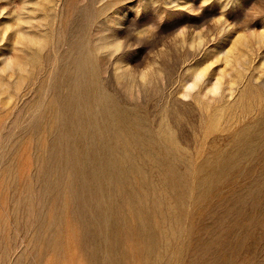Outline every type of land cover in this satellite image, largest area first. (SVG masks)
I'll return each instance as SVG.
<instances>
[{
    "label": "rangeland",
    "instance_id": "1",
    "mask_svg": "<svg viewBox=\"0 0 264 264\" xmlns=\"http://www.w3.org/2000/svg\"><path fill=\"white\" fill-rule=\"evenodd\" d=\"M263 112L264 0H0V178L12 179L0 186V264L99 262L67 194L54 220L43 211L51 232L37 236L34 216L41 189L74 187L101 156L103 184L160 189L176 220L154 218L163 238L150 254L126 208L108 262L264 264Z\"/></svg>",
    "mask_w": 264,
    "mask_h": 264
},
{
    "label": "water",
    "instance_id": "2",
    "mask_svg": "<svg viewBox=\"0 0 264 264\" xmlns=\"http://www.w3.org/2000/svg\"><path fill=\"white\" fill-rule=\"evenodd\" d=\"M87 158L91 161L90 157ZM98 162L97 168L85 170V176L74 187L41 189V207L34 216L37 236L40 237L44 230L51 232L50 227L45 226L42 216L45 207L48 205L54 207L55 213L52 218L54 220L62 209L60 202L64 194H67L70 199V210L84 230V244L90 254H97L99 262L95 264H112L111 260L108 262L107 253L113 246L116 247L113 236L118 232L116 225L123 224L127 218L126 208L130 210L134 221V236L143 244V250L151 254L157 241L160 242L163 238V235L159 236L160 221L156 223L154 218L169 219L176 223V220L164 211L166 199L163 193H155L160 189L148 186L136 188L133 185L115 187L103 184L102 156ZM80 166L76 165L81 171ZM150 264H157L154 257L150 258Z\"/></svg>",
    "mask_w": 264,
    "mask_h": 264
},
{
    "label": "bare ground",
    "instance_id": "3",
    "mask_svg": "<svg viewBox=\"0 0 264 264\" xmlns=\"http://www.w3.org/2000/svg\"><path fill=\"white\" fill-rule=\"evenodd\" d=\"M71 5H72V4H71ZM73 6H74V5H73ZM86 6H87V5H86ZM76 8H77V7H76ZM67 9H68V8H67ZM87 9H88V8H87ZM83 11H84V10H83ZM74 13H75V12H74ZM89 17H90V16H89ZM84 19H85V18H84ZM68 22H69V21H68ZM60 23H61V22H60ZM78 28H79V27H78ZM77 30H78V29H77ZM73 31H74V30H73ZM73 31H72V33H73ZM68 34H69V33H68ZM70 35H71V34H70ZM84 36H85V35H84ZM67 37H68V36H67ZM81 37H82V36H81ZM69 38H70V37H69ZM82 38H83V37H82ZM62 39H63V38H62ZM74 39H75V38H74ZM77 39H78L77 41H79L78 36H77ZM80 40H82V39H80ZM84 40H85V39H84ZM64 41H65V40H64ZM73 41H74V40H73ZM77 41H75V43H76ZM70 42H71V41H70ZM79 42H80V41H79ZM83 42H84V41H83ZM80 43H81V42H80ZM70 44H71V43H70ZM72 45H73V44H72ZM67 47H68V46H67ZM70 47H72V46H70ZM73 47H74V46H73ZM65 48H66V47H65ZM75 48H76V46H75L73 49H75ZM75 50H76V49H75ZM71 51H72V50H71ZM75 52H76V51H75ZM79 53H80V52H79ZM65 54H66V53H65ZM76 54H77V53H76ZM43 55H44V54H43ZM74 55H75V54L73 53L72 56H74ZM72 56H71V57H72ZM79 56H80V55H79ZM79 56H78V57H79ZM84 56L86 57V55H84ZM45 57H46V56H45ZM71 57H70V58H71ZM80 57H81V56H80ZM80 57H79V58H80ZM79 58H78V60H79ZM76 59H77V58H76ZM83 59L85 60V58H83ZM63 60H64V59H63ZM69 60H71V62H72V59H68V62H70ZM78 60H77V61H78ZM77 61H76V62H77ZM86 61H87V59H86ZM86 61H85V62H86ZM79 62H80V61H79ZM83 62H84V61H83ZM85 62H84L83 64H85ZM72 63H73V62H72ZM74 63H75V62H74ZM81 63H82V62H81ZM89 63H90V62H89ZM89 63H88V64H89ZM88 64H86V66L89 67ZM81 65H82V64H81ZM53 66H54V65H53ZM60 66H61V65H60ZM90 66H91V65H90ZM54 67H55V66H54ZM84 67H85V66H84ZM84 67H83L82 69H84ZM71 68H72V67H70V70H71ZM75 68L77 69V65L75 66ZM78 68H79V67H78ZM88 69L90 70V67H89ZM88 69H86V70L89 72ZM52 70H53V69H52ZM58 70H59V69H58ZM66 70H68V69H66ZM72 70H73V69H72ZM94 70H95V69H94V67H93V68H92V72H93ZM95 71H96V70H95ZM95 71H94V72H95ZM55 72H56V71H55ZM65 72H66V71H65ZM84 72H85V70H84ZM84 72H82V73H84ZM88 72L84 73V75H86ZM42 73H43V72H42ZM49 73H50V72H49ZM62 73H63V72H62ZM76 73H77V71H76ZM90 73H91V72H90ZM91 74H92V73H91ZM51 75H52V74H51ZM67 75H68V74H67ZM67 75H66V76H67ZM92 75H93V74H92ZM63 76H64V75H63ZM74 76H75V75H74ZM89 76H90V75H89ZM93 76H94V75H93ZM47 77H48V76H47ZM67 77H68V76H67ZM79 77H80V76H79ZM85 77H88V76L86 75ZM85 77H84V78H85ZM90 77H92V76H90ZM40 78H41V77H40ZM63 78H65V77H63ZM69 78H70V77H69ZM92 78H94V77H92ZM65 79H66V78H65ZM87 79H88V78H87ZM87 79H85V80H87ZM46 80H47V79H46ZM77 80L80 81L79 78H77ZM48 81H49V80H48ZM60 81H61V80H60ZM62 81H63V80H62ZM66 81H67V84H68V83H69L68 80H65V83H66ZM70 81H71V80H70ZM41 82L44 83V81H40V83H41ZM63 82H64V81H63ZM63 82H62V83H63ZM73 82H74V81H73ZM90 82H91V81H90ZM59 83H60V82H59ZM78 83H79V82H78ZM247 83H248V82H247ZM55 84H57V83H55ZM83 84L85 85V83H83ZM87 84H88V82H87ZM91 84H92V83H91ZM63 85H64V84H63ZM72 85H73V83H72ZM72 85H71V86H72ZM74 85H75V82H74ZM76 85H77V84H76ZM76 85H75V86H76ZM79 85H80V83H79ZM50 86H51V84H50ZM68 86H69V85H68ZM77 86H78V85H77ZM81 86H83V85H81ZM81 86H80V87H81ZM43 87H45V86L43 85ZM66 87H67V86H66ZM73 87H74V86H73ZM73 87H72V89L74 90ZM83 87H84V86H83ZM83 87H82V88H83ZM87 87L89 88L90 86H87ZM46 88H47V87H46ZM52 88H53V87H52ZM68 88H69V87H68ZM70 88H71V87H70ZM82 88H81V89H82ZM91 88H93V87L91 86ZM96 88H97V87H96ZM47 89H48V88H47ZM72 89H69V90H72ZM78 89H79V86H78ZM84 89H85V88H84ZM65 90H66V89H65ZM85 90H86V89H85ZM43 91H44V90H43ZM46 91H47V90H46ZM51 91H52V90H51ZM56 91H57V90H56ZM58 91H59V90H58ZM75 91H76V89H75ZM79 91H80V89H79L78 91H76V92H79ZM81 91H82V90H81ZM83 91H84V90H83ZM83 91H82V92H83ZM87 91H88V90H87ZM90 91H93V89L90 90ZM90 91H89V92H90ZM94 91H95V90H94ZM96 91H97V89H96ZM64 92H65V91H64ZM36 93H37V92H36ZM57 93H58V92H57ZM57 93H56V94H57ZM69 93H70V95H71V92H69ZM93 93H94V92H93ZM76 94H77V93H76ZM79 94H82V93L79 92L78 95H79ZM87 94H88V92L86 93V95H87ZM35 95H36V94H35ZM78 95H77V96H78ZM82 95H83V94H82ZM51 96H53V95H51ZM73 96H74V94H73ZM77 96H75V97H77ZM84 96H85V95H83V97H84ZM94 96H95V94H94ZM53 97H54V96H53ZM102 97H103V96H102ZM54 98H55V97H54ZM56 98H57V97H56ZM56 98H55V99H56ZM64 98H65V97H64ZM66 98H71V97H69V94H68V96H67ZM79 98H82V97H79ZM87 98H88V97H87ZM89 98H90V97H89ZM94 98H95V97H94ZM32 99H33V98H32ZM38 99H39V98H38ZM60 99H61V98H60ZM73 99H74V98H73ZM75 99H77V98H75ZM50 100H51V99H50ZM57 100H59V98H57ZM79 100H80V99H79ZM66 101H67V100H66ZM72 101H73V103L75 102L74 100H72ZM251 101H252V99H251ZM30 102H31V101H30ZM51 102H52V100H51ZM51 102L49 101L50 105H52ZM53 102H54L55 104H57V101L55 102V101L53 100ZM64 102H65V101H64ZM67 102H68V101H67ZM69 102H71V100H70ZM76 102H77V101H76ZM42 103H43V102H42ZM47 103H48V102H47ZM54 103H53V106L56 107L58 104H57V105H54ZM61 103H62V102H61V100H60V103H59V104H61ZM84 103L86 104V102H83V104H84ZM242 103H243V102H242ZM79 104H80V103H79ZM35 105H36V104H35ZM48 105H49V104H46L47 107H48ZM75 105H76V103H75ZM86 105H87V104H86ZM36 106H37V105H36ZM46 106H45V107H46ZM67 106H68V104H67ZM70 106H71V105H70ZM72 106H73V105H72ZM72 106H71V108H73ZM80 106L85 107L84 105H80ZM93 106H94V105H93ZM97 106H98V105H97ZM239 106H240V105H239ZM258 106H259V105H258ZM30 107H31V106H30ZM51 107H52V106H51ZM68 107H69V106H68ZM75 107H79V106L77 105V106H75ZM89 107H90V106H89ZM94 107H95V106H94ZM34 108H35V107H34ZM36 108H38V107H36ZM40 108H41V107H40ZM40 108H38V109H40ZM59 108H60V106H59ZM61 108H62V107H61ZM64 108H66V107H64ZM96 108H97V107H96ZM110 108H111V107H110ZM112 108H113V107H112ZM38 109H37V110H38ZM67 109H68V108H67ZM76 109H77V108H76ZM78 109H79V108H78ZM92 109H93V107H92ZM116 109H117V108H116ZM31 110H33V109H31ZM65 110H66V109H65ZM69 110H70V109H69ZM73 110H74V108H73ZM26 111H27V110H26ZM41 111H43V109H42ZM46 111H47V109H46ZM48 111L50 112L51 109L48 110ZM55 111H56V110H55ZM57 111H58V110H57ZM59 111H63V110H59ZM80 111H81V109H80ZM87 111H88V108H87ZM101 111H102V110H101ZM105 111H106V110H105ZM28 112H29V113H32V112H30V111H28ZM33 112H34V111H33ZM35 112H36V111H35ZM64 112H65V111H64ZM64 112H63V113H64ZM73 112H74V111H73ZM73 112H72V113H73ZM75 112H76V111H75ZM82 112H83V111H82ZM84 112H85V110H84ZM94 112H95V111H94ZM231 112H232V111H231ZM50 113H52V112H50ZM60 113H61V112H60ZM60 113H59V114H60ZM72 113H71V114H72ZM113 113H114V112H113ZM259 113H260V112H259ZM41 114H42L43 117H44L45 114H46V112L44 111V113L42 112ZM47 114H48V115H46V116H47L46 119H47V118L50 119V118L48 117V116H49V113H48V112H47ZM52 114H55V112L52 113ZM52 114H50V115L52 116ZM56 114H57V113H56ZM66 114H67V112H66ZM66 114H65V116H66ZM79 114H81V113H79ZM97 114H98V113H97ZM263 114H264V112H263ZM61 115H63V114L61 113ZM61 115H60V117L62 118ZM67 115H68V114H67ZM69 115H70V113H69ZM107 115H108V114H107ZM109 115H111V114H109ZM253 115H254V114H253ZM28 116H29V114H28ZM33 116H34V115H33ZM37 116H38V115H37ZM39 116H41V115H39ZM55 116H56V115H55ZM55 116H54V117H55ZM74 116H78V115H74ZM79 116H80V115H79ZM82 116H83V115H82ZM82 116H80L81 119H82ZM93 116H94V114H93ZM111 116H112V115H111ZM66 117H67V116H66ZM68 117H71V116H68ZM28 118H29V117H28ZM40 118H42V117H40ZM40 118H39V121H37V122H40ZM73 118H74V117H73ZM86 118H88V117H86ZM119 118H120V117H119ZM122 118H123V117H122ZM255 118H256V117H255ZM259 118H260V117H259ZM262 118L264 119V117H262ZM43 119H45V117H44ZM51 119L53 120L54 118L52 117ZM51 119H50V120H51ZM55 119H56V118H55ZM55 119H54V122H55ZM75 119H76V118H75ZM79 119H80V118H79ZM88 119H89V118H88ZM103 119H104V118H103ZM263 119H262V120H263ZM29 120H30V119H29ZM37 120H38V119H37ZM64 120H66V119H64ZM64 120H63V121H64ZM70 120H71V119L69 118V122H70ZM76 120H77V119H76ZM85 120H86V119H85ZM90 120H91V119H90ZM94 120H95V119H94ZM94 120H93V121H94ZM117 120H118V119H117ZM234 120H235V119H234ZM31 121H32V120H31ZM46 121H47V120H46ZM48 121H49V120H48ZM48 121H47V123H48ZM66 121L68 122V119H67ZM78 121H79V120H78ZM86 121H87V120H86ZM100 121H101V120H100ZM121 121H122V120H121ZM124 121H125V120H124ZM251 121H252V120H251ZM24 122H25V121H24ZM26 122H27V121H26ZM50 122H52V121H50ZM67 122H66V123H67ZM69 122H68V123H69ZM80 122H82V120H80ZM80 122H79V123H80ZM83 122H85V121H83ZM94 122H95V121H94ZM94 122H93V123H94ZM104 122H105V121H104ZM40 123H41V122H40ZM42 123H45V121L42 122ZM42 123H41V125L39 124L38 127H39V126L41 127V126H42ZM47 123H45V124H47ZM71 123H72V125H71ZM71 123H69L70 126H73V121H72ZM79 123H78V124H79ZM85 123H86V122H85ZM128 123H129V122H128ZM37 124H38V123H37ZM37 124H36V125H37ZM50 124H51V123H50ZM53 124H54V123H52V125H53ZM63 124H64V122H63ZM75 124H76V123H74V125H75ZM245 124H246V123H245ZM255 124H256V123H255ZM257 124H259V122H258ZM261 124H262V123H261ZM33 125H34V124H33ZM33 125H32V126H33ZM36 125H34V126L36 127ZM80 125H81V127L83 126L82 124H80ZM95 125H96V124H95ZM100 125H101V124H100ZM25 126H26V125H25ZM47 126H48V124H47ZM53 126H54V125H53ZM53 126L50 125V127H52V128H53ZM66 126H67V125H66ZM70 126H69V127H70ZM92 126H93V125H92ZM115 126H116V125H115ZM257 126H258V125H257ZM260 126H261V125H260ZM263 126H264V122H263ZM40 127H39V129H41ZM43 127L45 128V125H43ZM50 127L48 126L49 131H51V130H50ZM63 127H65V124H64ZM74 127H76V125H75ZM78 127H79V126H78ZM83 127H84V126H83ZM97 127H98V126H97ZM102 127H105V126H102ZM107 127H109V126H107ZM117 127H118V126H117ZM261 127H262V126H261ZM28 128H29V127H28ZM44 128H43V129H44ZM52 128H51V129H52ZM67 128H68V127H67ZM76 128H77V127H76ZM92 128H93V127H92ZM249 128H253L252 125H251ZM39 129H38V130H39ZM46 129H47V128H46ZM46 129H45V130H46ZM54 129H55V127H54ZM57 129H58V128H57ZM57 129H56V130H57ZM71 129H72V128H71ZM77 129H78V128H77ZM84 129H85V128H84ZM99 129H100V128H99ZM30 130H33V127H31ZM38 130H37V131H38ZM47 130H48V129H47ZM63 130H64V129H63ZM67 130H69V129H67ZM73 130H74V129L69 130V131L72 132ZM97 130H98V129H97ZM105 130H106V129H105ZM241 130H242V129H241ZM248 130H249V129H248ZM254 130H256V131L259 130V127H258L257 129L255 128ZM262 130H263V129H262ZM28 131H29V130H28ZM33 131H36V129L33 130ZM33 131H32V134H31V132H30L31 136L33 135ZM37 131H36V132H37ZM39 131H40V130H39ZM39 131H38V133H39ZM43 131H44V130H43ZM43 131L41 130V132H40L39 134L41 135L42 133H44L43 135H45V132H43ZM54 131H55V130H54ZM60 131H62V130H60ZM69 131H68V132H69ZM131 131H132V130H131ZM256 131H255V132H256ZM260 131H261V130H260ZM58 132H59V131H58ZM93 132H94V131H93ZM99 132H100V131H99ZM99 132H98V133H99ZM102 132H103V131H102ZM248 132H249V131H248ZM252 132H253V129H252ZM252 132H251V130H250V133H252ZM27 133H28V132H27ZM34 133H35V132H34ZM51 133H52V132H51ZM53 133H54V132H53ZM56 133H57V132H56ZM69 133H70V132H69ZM69 133H68V135H69ZM85 133H86V132H85ZM96 133H97V132H96ZM127 133H128V132H127ZM140 133H141V132H140ZM258 133H259V131H258L256 134H258ZM261 133H262V132H261ZM261 133H260V135H261V137L263 138V135H262L263 133H262V134H261ZM11 134H12V132H11ZM47 134H48V133H47ZM47 134H46V135H47ZM49 134H50V133H49ZM65 134H67V131L65 132ZM73 134H74V132L72 133V135H73ZM75 134H76V133H75ZM247 134H248V133H246V135H247ZM34 135H35V134H34ZM46 135H45V136H46ZM60 135H61V134H60ZM60 135H58V133H57V136L61 137ZM68 135H67V136H68ZM93 135H94V133H93ZM135 135H136V134H135ZM252 135L255 136V134H252ZM252 135H251V136H252ZM17 136H18V135H17ZM38 136H39V135H38ZM67 136H66V137H67ZM69 136H71V133H70ZM82 136H83V135H82ZM99 136H100V135H99ZM257 136H259V135H257ZM257 136H256V137H257ZM10 137H11V136H10ZM34 137H35V136H34ZM34 137H33V138H34ZM43 137H44V136H43ZM71 137H72V136H71ZM71 137H68V138H71ZM83 137H85V136H83ZM245 137H246V136H245ZM256 137L253 138V139L256 140ZM259 137H260V136H259ZM19 138H20V137H19ZM27 138H28V137H27ZM30 138H31V137H30ZM30 138H29V139H30ZM41 138H42V137H41ZM50 138H51V137H50ZM54 138H55V137H54ZM61 138H63V137H61ZM61 138H60V139H61ZM72 138H73V137H72ZM74 138H75V137H74ZM81 138H82V137H81ZM86 138H87V137H86ZM91 138H92V137H91ZM113 138H114V137H113ZM137 138H139V137H137ZM248 138H250L249 135H248ZM248 138H246V139H248ZM257 138H258V137H257ZM262 138H261V139H262ZM31 139H32V138H31ZM34 139H35V138H34ZM34 139H33V140H34ZM60 139H59V140H60ZM77 139H78V138H77ZM87 139H88V138H87ZM258 139H259V138H258ZM258 139H257V142H260V141H258ZM38 140H39V139H38ZM56 140H57V139H56ZM93 140H94V139H93ZM95 140H96V139H95ZM99 140H101V139H99ZM248 140H249V139H248ZM262 140H263V139H262ZM24 141H25V140H24ZM54 141H55V140H54ZM65 141H66V140H65ZM73 141H74V140H73ZM84 141H85V140H84ZM120 141H121V140H120ZM135 141H136V140H135ZM245 141H247V140H245ZM251 141H252V139H251ZM32 142H33V141H32ZM59 142H60V141H59ZM86 142H87V140H86ZM149 142H150V141H149ZM253 142H254V144L257 143V142L255 143V141H253ZM56 143H57V142H56ZM64 143H66V142H64ZM68 143H69V142H68ZM94 143H95V142H94ZM105 143H106V142H105ZM235 143H236V142H235ZM260 143H261V142H260ZM260 143H259V144H260ZM36 144H37V143H36ZM36 144H35V145H36ZM74 144H75V143H74ZM87 144H88V143H87ZM92 144H93V143H92ZM106 144H107V143H106ZM152 144H153V142H152ZM250 144H251V143H250ZM254 144H253V145H254ZM43 145H44V144H43ZM47 145H48V144H47ZM80 145H81V144H80ZM136 145H137V144H136ZM251 145H252V144H251ZM251 145H250V147H251ZM257 145H258V143H257ZM0 146H1V145H0ZM9 146H10V145H9ZM37 146H38V145H37ZM49 146H51V145H49ZM49 146H48V147H49ZM58 146H59V145H58ZM64 146H69V145L66 144V145H64ZM258 146H259V145H258ZM261 146H262V145H261ZM4 147H6V146H4ZM26 147H27V146H26ZM42 147H44V146H42ZM59 147H60V146H59ZM99 147H100V145H99ZM105 147H106V146H105ZM108 147H109V146H108ZM135 147H136V146H135ZM235 147H236V146H235ZM252 147H253V146H252ZM252 147H251V150H253ZM63 148H64V147H63ZM65 148H66V147H65ZM67 148H68V147H67ZM67 148H66V149H67ZM69 148H70V147H69ZM115 148H116V147H115ZM243 148H244V146H243ZM243 148H242V149H243ZM255 148H256V147L254 146V149H255ZM263 148H264V146H263ZM7 149H8V148H7ZM7 149H6V151H7ZM95 149H96V148H95ZM125 149H126V148H125ZM245 149H247V148L245 147ZM24 150H25V149H24ZM24 150H23V151H24ZM47 150H48V149H47ZM67 150H68V149H67ZM74 150H75V149H74ZM84 150H85V149H84ZM99 150H100V149H99ZM99 150H98V151H99ZM131 150H132V149H131ZM18 151H19V150H18ZM35 151H36V150H35ZM85 151H86V150H85ZM261 151H262V149H261ZM42 152H43V151H42ZM48 152H49V151H48ZM60 152H61V155H62V153H64V152H62V151H60ZM60 152H59V153H60ZM68 152H69V151H68ZM133 152H134V151H133ZM263 152H264V151H263ZM8 153H9V152H8ZM94 153H95V152H94ZM120 153H122V152H120ZM146 153H147V152H146ZM228 153H229V152H228ZM244 153H245V152H244ZM39 154H40V153H39ZM48 154H49V153H47V155H48ZM50 154H51V153H50ZM97 154H98V153H97ZM143 154H144V153H143ZM226 154H227V153H226ZM261 154H262V153H261ZM8 155H9V154H8ZM63 155H64V154H63ZM66 155H67V154H66ZM68 155H69V154H68ZM68 155H67L66 157H68ZM222 155H223V154H222ZM224 155H225V154H224ZM263 155H264V154H263ZM38 156H39V155H38ZM44 156H45V155H44ZM50 156H51V155H50ZM79 156H80V155H79ZM84 156H85V155H84ZM95 156H96V155H95ZM98 156H99V155H98ZM15 157H16V156H15ZM18 157H19V155H18ZM223 157H224V156H223ZM42 158H43V157H42ZM49 158H50V157H49ZM59 158H60V157H59ZM68 158H69V157H68ZM70 158H71V157H70ZM47 159H48V158H47ZM64 159H66V158L64 157ZM230 160H231V159H230ZM238 160H239V159H238ZM43 161H44V160H43ZM67 161H68V160H67ZM81 161H82V160H81ZM115 161H116V160H115ZM126 161H127V160H126ZM14 162H15V161H14ZM21 162H22V161H21ZM45 162H47V161H45ZM45 162L43 163V165L45 164V167H46V165L49 164V163L46 164ZM76 162H77V161H76ZM23 163H24V162H23ZM68 163H69V162H68ZM68 163H67V164H68ZM37 164H38V163H37ZM69 164H70V163H69ZM106 164H107V163H106ZM16 165H17V164H16ZM20 165H21V163H20ZM41 165H42V164H40V166L37 165V166H38L37 170L40 169ZM109 165H110V163H109ZM47 166L49 167V165H47ZM50 166H51V165H50ZM216 166H217V165H216ZM9 167H10V166H9ZM15 167H16V166H15ZM15 167H14V168H15ZM20 167H21V166H19V168H20ZM45 167L43 166V167L41 168V171H42V169H44ZM115 167H117V166H115ZM220 167H221V166H220ZM14 168L12 167L11 170H10V168H9L10 171H9V170H6V168H5V170H3V171H4L5 174L7 175L8 172L6 173V171H9V172L13 173L14 171H12V170H14ZM227 168H228V167H227ZM244 168H245V167H244ZM249 168H250V167H249ZM16 169H17V167H16ZM16 169H15V170H16ZM35 169H36V168H35ZM50 169H51V168H50ZM210 169H211V168H210ZM263 169H264V168H263ZM0 170H1V169H0ZM20 170H22V168H21ZM24 170H25V169H24ZM37 170H36V172H37ZM115 170H116V169H115ZM118 170H119V169H118ZM214 170H215V169H214ZM227 170H228V169H227ZM32 171H33V170H32ZM38 171H39V170H38ZM49 171H50V170H49ZM209 171H210V170H209ZM0 172H1V171H0ZM18 172H19V171L16 170V173H18ZM77 172H78V171H77ZM138 172H139V171H138ZM16 173H13V174H16ZM32 173H34V172H32ZM39 173H40V171H39ZM39 173H37V174H38V176L40 177V174H39ZM42 173H43V171L41 172V174H42ZM127 173H128V172H127ZM204 173H205V172H204ZM22 174H23V173H22ZM34 174H36V173H34ZM62 174H63V172H62ZM17 175H18V174H17ZM45 175H47L46 173L43 174V176L46 177V178H49V175H48V177L45 176ZM53 175H54V173H53ZM25 176H26V175H25ZM54 176H55V175H54ZM21 177H22V176H21ZM23 177H24V176H23ZM31 177H32V176H31ZM35 177H36V176H34V180H35L36 178H37L38 180H40V178H41L42 176H41L40 178H38V177L35 178ZM73 177H74V176H73ZM25 178H26V177H25ZM32 178H33V177H32ZM0 179H1V178H0ZM2 179H3V178H2ZM2 179H1V181H4V180H2ZM30 179H31V178H30ZM41 179L43 180V177H42ZM66 179H67V177H66ZM70 179H71V178H70ZM9 180H10V183H11V180H12V179H9ZM9 180H6V179H5V181H7L8 183H9ZM28 180H29V179H28ZM44 180H46V179L44 178ZM44 180H43V181H44ZM210 180H211V179H210ZM212 180H213V179H212ZM5 181L2 182V184H0V186H1V185L3 186V183H4V185H5ZM14 181H15V180H14ZM29 181H30V183H31L32 180H29ZM43 181H42V182H43ZM62 181H63V180H62ZM124 181L126 182V180H124ZM257 181H258V180H257ZM7 182H6V183H7ZM12 182H13V181H12ZM33 182H34V181H33ZM38 182H39V181H37V184H38ZM0 183H1V182H0ZM8 183H7V185H8ZM13 183H14V182H13ZM35 183H36V182H34L33 184H35ZM44 183H46V182H44ZM48 183H49V182L47 181V184H48ZM62 183H63V182H62ZM65 183H66V182H65ZM31 184H32V183H31ZM40 184H41V180H40ZM59 184H60V183H59ZM123 184H124V183H123ZM142 184H143V183H142ZM250 184H251V183H250ZM22 185H23V184H22ZM43 185H44V184H43ZM19 186H20V185H19ZM165 186H166V185H165ZM26 187H27V186H26ZM28 188H29V187H28ZM36 188H37V187H36ZM263 206H264V205H263ZM32 211H33V210H32ZM68 222H69V221H68ZM68 224H69V223H67V225H68ZM71 225H72V222H70L69 227H70ZM70 228H72V227H70ZM69 231H70V230H69ZM69 231L66 232L67 235H66V233H65V236H68V235H69V234H68ZM72 232L74 233V231H72ZM69 236H70V239H71L74 235L71 236V234H70ZM76 236H77V235H76ZM249 236H250V235H249ZM34 238H35V237H34ZM65 238H66V237H65ZM70 239H69V237H68V240H70ZM244 240H245V239H244ZM65 241H66V239L64 240V242H65ZM241 242H242V241H241ZM60 243H61V242H60ZM65 243H66V242H65ZM67 244H68V243H67ZM67 244H66V245H67ZM66 245H64V246H66ZM67 246H68V245H67ZM67 246H66V248H67ZM68 247H69V246H68ZM66 248H65V249H66ZM65 249L63 248V250H65ZM65 251H68V253H67V256H68V257L66 256L67 259H68L69 257H71L72 254L70 255L71 252H69V250H67V249H66ZM65 251H64V253H65ZM70 251H71V250H70ZM130 255H131V254H130ZM55 256H56L55 258H57L58 255H55ZM239 257H240V256H239ZM55 258H54V259H55ZM58 258H59V257H58ZM58 258H57V259H58ZM73 258H74V257H73V255H72V259H69V260H73ZM54 259H53V261L57 260V259H55V260H54ZM74 259H75V258H74ZM59 260H60V259H59ZM69 260H67V261L69 262ZM53 261H52V262L50 261L51 264L54 263ZM60 261H61V260H60ZM50 262H49L48 264H50ZM57 262H59V261H57ZM70 262L76 264L75 260H74V262H72V261H70ZM55 263H56V262H55ZM55 263H54V264H55ZM62 263H63V262H62ZM62 263H61V264H62ZM56 264H58V263H56ZM65 264H67V263H65Z\"/></svg>",
    "mask_w": 264,
    "mask_h": 264
}]
</instances>
